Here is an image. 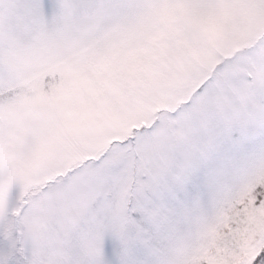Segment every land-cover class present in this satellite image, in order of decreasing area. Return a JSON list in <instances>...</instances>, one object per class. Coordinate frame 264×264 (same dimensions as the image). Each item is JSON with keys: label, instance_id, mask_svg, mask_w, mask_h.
Masks as SVG:
<instances>
[{"label": "snow or ice", "instance_id": "snow-or-ice-1", "mask_svg": "<svg viewBox=\"0 0 264 264\" xmlns=\"http://www.w3.org/2000/svg\"><path fill=\"white\" fill-rule=\"evenodd\" d=\"M0 264H264V0H0Z\"/></svg>", "mask_w": 264, "mask_h": 264}]
</instances>
